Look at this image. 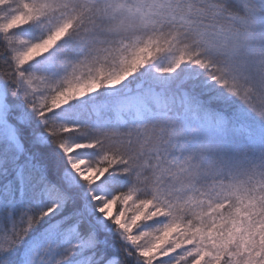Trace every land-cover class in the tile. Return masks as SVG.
Instances as JSON below:
<instances>
[{
  "label": "snow or ice",
  "instance_id": "obj_1",
  "mask_svg": "<svg viewBox=\"0 0 264 264\" xmlns=\"http://www.w3.org/2000/svg\"><path fill=\"white\" fill-rule=\"evenodd\" d=\"M0 264H264V0H0Z\"/></svg>",
  "mask_w": 264,
  "mask_h": 264
}]
</instances>
